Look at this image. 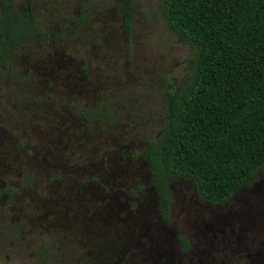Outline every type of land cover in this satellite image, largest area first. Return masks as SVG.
<instances>
[{"label":"rangeland","instance_id":"obj_1","mask_svg":"<svg viewBox=\"0 0 264 264\" xmlns=\"http://www.w3.org/2000/svg\"><path fill=\"white\" fill-rule=\"evenodd\" d=\"M23 2L41 35L0 63V264H264V167L225 204L175 177L159 220L144 151L194 66L160 0H132L128 40L119 0Z\"/></svg>","mask_w":264,"mask_h":264},{"label":"trees","instance_id":"obj_2","mask_svg":"<svg viewBox=\"0 0 264 264\" xmlns=\"http://www.w3.org/2000/svg\"><path fill=\"white\" fill-rule=\"evenodd\" d=\"M160 2L164 25L194 52L186 90L167 94L164 133L144 151L158 217L166 225L168 184L175 177L193 180L202 199L225 204L264 167V0ZM119 10L128 40L132 0H119ZM40 35L27 3L16 8L14 0H0L1 64ZM179 244L185 252L186 242Z\"/></svg>","mask_w":264,"mask_h":264}]
</instances>
